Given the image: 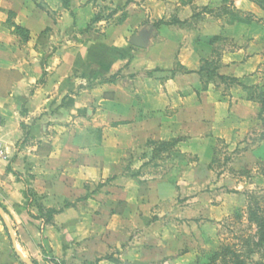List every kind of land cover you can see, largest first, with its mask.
<instances>
[{
    "label": "crops",
    "instance_id": "obj_1",
    "mask_svg": "<svg viewBox=\"0 0 264 264\" xmlns=\"http://www.w3.org/2000/svg\"><path fill=\"white\" fill-rule=\"evenodd\" d=\"M71 2L70 9L64 10L59 0H43L41 5L38 0H0V203L9 204L24 186L34 185L41 187L36 200L46 209L59 210L58 204L80 198L85 184L112 174L115 160L120 158L117 155L113 159L114 134L123 133L121 138L125 139V128L130 126L152 123L154 133L150 136L156 141L173 140L185 131L187 140L178 142L172 154H199L200 148L206 147L213 152L215 140L224 141L229 148H242L241 137L260 123L259 106L246 99L240 86L226 87L217 80L206 83L197 72L205 61L215 60L219 76L235 79L245 88L264 87V10L255 1ZM99 3L123 8L127 16L120 23L95 24L103 27L96 39L83 36L80 31L90 23ZM8 13L14 14L15 25L28 32V40L20 47L6 27ZM160 20L177 24L155 27L153 21ZM147 21L153 24L152 40ZM53 40L59 44L44 58L45 46ZM135 47L139 52L133 51ZM129 60L146 70L166 69L176 60L181 70L189 73H176L162 86L144 79L139 83L143 89L137 86L133 94L119 89L116 83L96 82ZM155 73L158 78L162 72ZM98 97L100 103L88 115L95 127L100 123V143L83 149L77 143L79 133L66 124L81 121L82 108ZM168 109L173 112L167 114ZM144 115L148 118L142 122L140 117ZM31 118L59 124L54 128L56 133L46 136L45 129L35 132L33 127L25 135L21 125ZM45 136L47 149L23 143L25 138L45 142ZM24 156H30L33 165L15 163ZM245 156L251 163L264 160V142L245 151ZM17 173L24 175L25 185L23 180L13 178ZM122 184L123 188L130 185L129 181ZM125 188L120 195L104 199L108 200L105 204L110 215H126L125 211L113 212L114 202H127ZM99 200L92 195L86 200L87 208L63 210L49 227L67 229L76 224L68 220L73 215H99L104 212ZM3 226L0 220V264H17L13 255L26 263L8 230L11 242L6 243Z\"/></svg>",
    "mask_w": 264,
    "mask_h": 264
},
{
    "label": "rangeland",
    "instance_id": "obj_2",
    "mask_svg": "<svg viewBox=\"0 0 264 264\" xmlns=\"http://www.w3.org/2000/svg\"><path fill=\"white\" fill-rule=\"evenodd\" d=\"M38 1L39 5L43 4V0ZM111 9L112 6L99 3L95 13L106 16ZM124 14L127 12L123 10L110 23ZM13 19L12 15H8L6 22L11 33L15 32ZM146 26L152 40L155 38L153 24L147 21ZM102 30L103 27L97 25L88 33L81 34L98 38ZM13 36L17 38L18 47L25 43L22 32ZM57 44L59 42L53 40L45 46L47 51L43 52V57L55 50ZM133 51L139 52L136 47ZM150 71L154 70L132 65L129 60L116 72L96 82L118 73L115 86L133 94L138 91L137 86L143 89L140 81L152 79L162 86L181 69L174 60L166 69H161L158 78H155L157 73L148 75ZM89 85L86 82V86ZM100 100L101 97H98L94 102H89L90 107L87 103L82 108L81 121L66 124V127L73 126L79 133L77 143L83 149L100 143V123L95 127L88 115L90 111L93 113ZM166 112L169 114L173 110ZM140 118L143 122L148 117L144 115ZM259 122L245 138L241 137L244 142L242 148L238 145L234 149L229 148L224 141L215 140L213 152H208L206 147L200 148L199 154L163 153L160 143L172 139L154 140L150 136L154 133L152 123L125 128V139L121 138L123 133H113L116 139L113 159L120 158L118 162L115 160L112 174L96 183L85 184L84 195L69 202L76 207L87 208V199H79L94 195L102 199L99 203L104 207V212L99 215H73L68 220L72 223L75 220V226L51 229L42 220H36L46 209L36 200L42 192L40 186H24L18 192V198H13L9 204L0 203V220L3 218L13 246L26 261L22 263L19 257L13 255L16 263L45 264L46 260H51L59 264H221L216 256L229 247L241 255L243 264H264L262 252L244 256L246 243L251 245L257 232V226L251 219L261 209L264 210V160L251 163L245 156V151L264 142V117L259 118ZM57 125L31 118L26 125H21V130L28 135L33 127L35 132L45 129L48 136L51 132L56 133L54 128ZM119 125L113 124L116 128ZM187 135L182 131L175 139L182 142L187 140ZM46 136L45 142L25 138L23 143H31L38 150L47 149ZM206 150L208 153L205 154ZM20 160L15 163L20 162L24 166L33 163L30 156L21 157ZM13 178L23 180L25 185L23 174L17 173ZM128 181L130 185L124 188L128 190L125 199L129 201L119 200L113 204V212L121 214L125 211L126 215H110L106 206L108 200L104 202V199L119 194L124 189L122 183ZM156 183L157 187H150ZM65 203L57 207L62 208ZM3 229L8 238L6 243L10 244L4 226ZM58 248L59 251L56 250Z\"/></svg>",
    "mask_w": 264,
    "mask_h": 264
},
{
    "label": "trees",
    "instance_id": "obj_3",
    "mask_svg": "<svg viewBox=\"0 0 264 264\" xmlns=\"http://www.w3.org/2000/svg\"><path fill=\"white\" fill-rule=\"evenodd\" d=\"M257 3V5H259L263 10H264V0H253ZM61 7L64 10H69L71 7V0H59ZM130 3V1H128L127 5ZM123 8H115V9H111L110 13L106 16H103L101 14L95 13L93 18L91 19L90 23L85 27L84 30H81L80 32L82 34L88 33L90 31V29L95 25L98 24L99 22H112L111 20L113 19V16L116 15L118 12H122ZM8 15H12L14 18V14L12 13H8ZM127 14H124L119 20L114 21V23H120L122 22L125 18H126ZM173 24H177V22H165L163 20L157 21L154 23L155 27H159V26H170ZM184 24V23H183ZM13 28L15 30L14 33H12L13 35H16L17 32H22L24 37H23V41H27L28 40V32L13 24ZM94 39H96L97 37H93ZM181 69V68H180ZM217 70H218V61H205L203 67L200 68V70L197 72V74H199L201 76L202 79L206 80L207 82L210 81H214L217 80L218 82H220L221 84L225 85L226 87H230L233 85H237L240 86L242 88V90L245 93V97L248 101L256 103L259 106V118H263L264 117V93L261 94V91H264V87L260 88V87H253V88H245L243 86H241L237 80L229 78V77H224V76H219L217 74ZM160 69H155L154 71H150L148 73V75H151V73H155V72H160ZM183 71H179V73H182ZM178 73V72H177ZM185 74H188L189 72H183ZM118 81V73L114 74L112 76H110L107 79H103L100 81V84H115ZM263 117H260V116ZM179 141L176 139L171 140L170 142H161V151L163 153H168L171 154L172 152H174L175 150V146L177 145ZM102 187V186H101ZM87 198H89L88 195H86L84 198L79 199L80 201H84ZM74 204H71L69 202L65 203L64 206L59 209H44L42 210L44 212V214H42V216L38 217L36 220H42L43 223L45 225H51L53 222V218L56 214L61 213L63 210L65 209H69V208H73ZM260 209V208H259ZM40 211V210H39ZM257 226V232L255 234V239L254 241L251 242V245H249L248 243H246L247 249L244 252V256L248 257L256 252H262L264 254V210L261 209L260 213L258 215L254 214V217L251 219ZM1 222L4 225L5 230L7 231L6 227H5V223L4 221L1 219ZM237 251H233L232 249H230L229 247H226L222 253L218 254L216 257L220 258L221 264H243V261H241V255H239L238 253H236ZM51 264H59L56 261H50Z\"/></svg>",
    "mask_w": 264,
    "mask_h": 264
},
{
    "label": "built area",
    "instance_id": "obj_4",
    "mask_svg": "<svg viewBox=\"0 0 264 264\" xmlns=\"http://www.w3.org/2000/svg\"><path fill=\"white\" fill-rule=\"evenodd\" d=\"M0 155H1V152H0Z\"/></svg>",
    "mask_w": 264,
    "mask_h": 264
}]
</instances>
